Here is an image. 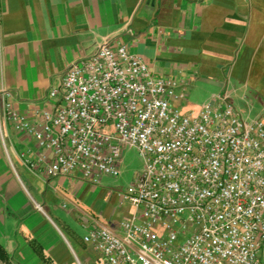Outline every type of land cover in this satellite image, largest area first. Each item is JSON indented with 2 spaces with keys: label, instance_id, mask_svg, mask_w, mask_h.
<instances>
[{
  "label": "crops",
  "instance_id": "crops-1",
  "mask_svg": "<svg viewBox=\"0 0 264 264\" xmlns=\"http://www.w3.org/2000/svg\"><path fill=\"white\" fill-rule=\"evenodd\" d=\"M103 45L127 47L176 82L171 104L184 113L224 91L242 117L264 107V0H0V90L29 122L52 109L48 93L68 67ZM0 101V264H104L84 237L102 228L121 236L135 215L121 199L144 169L125 186L124 155L134 149L124 150L118 178L50 179L21 156L53 154L15 131Z\"/></svg>",
  "mask_w": 264,
  "mask_h": 264
},
{
  "label": "built area",
  "instance_id": "built-area-1",
  "mask_svg": "<svg viewBox=\"0 0 264 264\" xmlns=\"http://www.w3.org/2000/svg\"><path fill=\"white\" fill-rule=\"evenodd\" d=\"M177 88L127 47L103 45L68 67L39 121L22 117L10 92L0 100L5 121L53 154L21 156L50 179L80 173L98 185L121 175L125 149L143 160L121 194L136 212L123 235L84 237L104 264H264V114L244 120L227 97L184 113L171 104Z\"/></svg>",
  "mask_w": 264,
  "mask_h": 264
},
{
  "label": "rangeland",
  "instance_id": "rangeland-1",
  "mask_svg": "<svg viewBox=\"0 0 264 264\" xmlns=\"http://www.w3.org/2000/svg\"><path fill=\"white\" fill-rule=\"evenodd\" d=\"M215 97H221V98H228V100H230L232 102L231 97L228 95V92L224 91V92H220L217 93L215 95H213L212 97H210L207 101H205L204 103H194L192 102V104L190 105V109L188 110L189 112H194V113H198L202 106L208 102L209 100H211L212 98ZM254 112V113H252ZM252 113V114H251ZM264 114V107H256L255 110H249L245 113V116H241L244 120H249V121H255L257 119H259L260 117H262ZM143 161L140 158V156L138 155L136 150H128L127 153L124 155V165H123V170H122V178L125 180V186L128 187L132 181H133V177L139 173L142 169H143Z\"/></svg>",
  "mask_w": 264,
  "mask_h": 264
},
{
  "label": "trees",
  "instance_id": "trees-1",
  "mask_svg": "<svg viewBox=\"0 0 264 264\" xmlns=\"http://www.w3.org/2000/svg\"><path fill=\"white\" fill-rule=\"evenodd\" d=\"M0 255H1V251H0Z\"/></svg>",
  "mask_w": 264,
  "mask_h": 264
}]
</instances>
